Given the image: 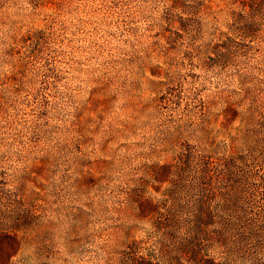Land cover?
<instances>
[{
	"label": "rangeland",
	"instance_id": "1",
	"mask_svg": "<svg viewBox=\"0 0 264 264\" xmlns=\"http://www.w3.org/2000/svg\"><path fill=\"white\" fill-rule=\"evenodd\" d=\"M261 216L264 0H0V264L264 263Z\"/></svg>",
	"mask_w": 264,
	"mask_h": 264
},
{
	"label": "trees",
	"instance_id": "2",
	"mask_svg": "<svg viewBox=\"0 0 264 264\" xmlns=\"http://www.w3.org/2000/svg\"><path fill=\"white\" fill-rule=\"evenodd\" d=\"M245 1H256V0H245ZM258 1V0H257ZM259 1H262V0H259ZM252 226H255L256 228H260V229H263V234H264V216H261L257 219L256 223H254V225ZM252 230V229H251ZM252 233H258L257 231H250ZM261 236V235H260ZM259 251H257L258 253ZM261 255H264V251H261ZM235 253H228V255L226 256V259H229V260H237V259H234V255ZM264 258V256L262 257ZM251 262L249 264H264L263 261L259 258V257H251V259H249ZM196 264H226L225 262H220V261H217L215 258H204V257H201L199 259L196 260Z\"/></svg>",
	"mask_w": 264,
	"mask_h": 264
}]
</instances>
